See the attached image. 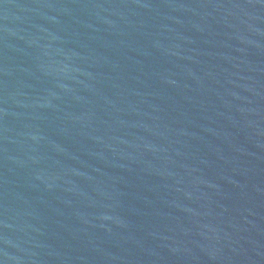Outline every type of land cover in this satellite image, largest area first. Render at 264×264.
I'll list each match as a JSON object with an SVG mask.
<instances>
[{
    "label": "water",
    "instance_id": "95a60500",
    "mask_svg": "<svg viewBox=\"0 0 264 264\" xmlns=\"http://www.w3.org/2000/svg\"><path fill=\"white\" fill-rule=\"evenodd\" d=\"M0 264H264V0H0Z\"/></svg>",
    "mask_w": 264,
    "mask_h": 264
}]
</instances>
